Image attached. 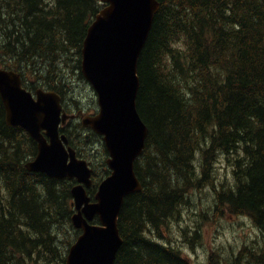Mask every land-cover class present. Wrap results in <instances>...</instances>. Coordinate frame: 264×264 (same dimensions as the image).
I'll return each instance as SVG.
<instances>
[{
    "label": "trees",
    "instance_id": "16d2710c",
    "mask_svg": "<svg viewBox=\"0 0 264 264\" xmlns=\"http://www.w3.org/2000/svg\"><path fill=\"white\" fill-rule=\"evenodd\" d=\"M158 2L138 62L137 111L148 128L134 164L142 190L124 200L114 264H191L150 235H163L191 188L213 187L209 172L219 154L231 164L233 184L214 191V215L247 217L264 234V0ZM102 7L96 0H0L2 65L27 90L58 93L73 113L65 93L72 76L83 78L82 42ZM80 129L62 132L84 157ZM36 152L24 130L6 125L0 99V264H65L68 236L80 233L71 224L75 182L29 173L25 164ZM104 167L102 177L93 175L91 198L110 173ZM218 264H264V244Z\"/></svg>",
    "mask_w": 264,
    "mask_h": 264
},
{
    "label": "water",
    "instance_id": "95a60500",
    "mask_svg": "<svg viewBox=\"0 0 264 264\" xmlns=\"http://www.w3.org/2000/svg\"><path fill=\"white\" fill-rule=\"evenodd\" d=\"M97 1L104 7L86 31L80 71L96 93L99 110L82 116L81 125L101 136L110 174L99 184L93 200L87 193L93 170L60 133L76 116L63 110L59 94L40 88L32 94L22 86L18 72L3 69L0 63L5 123L26 131L37 146L25 168L29 173L76 181L71 188V224L80 234L69 247L65 264H114L123 244L118 219L124 200L142 190L134 163L144 151L148 128L137 111L138 62L160 3ZM95 219L98 223H93Z\"/></svg>",
    "mask_w": 264,
    "mask_h": 264
},
{
    "label": "rangeland",
    "instance_id": "374dc122",
    "mask_svg": "<svg viewBox=\"0 0 264 264\" xmlns=\"http://www.w3.org/2000/svg\"><path fill=\"white\" fill-rule=\"evenodd\" d=\"M72 78V84L65 93L67 106L75 111L80 109L85 115L95 114L98 111L96 93L85 79L76 75ZM77 106L79 108H76ZM79 122V120L72 121L66 126V130L74 133ZM80 131L82 139L84 136L90 135L88 130ZM81 138V143L76 140L79 148L84 141ZM82 147L81 153L84 156L82 158L91 164L97 179L102 177L107 158L102 139L98 136H90L87 142L84 141ZM194 165L197 175L201 176L200 155L196 157ZM231 174V164L227 160V156L219 154L214 168L209 172L210 177H213V187L205 184L203 187L191 188L187 192L185 202L180 206L178 214L169 220L167 226H163V235L158 237L152 233L150 237L177 248L191 264L229 262L231 258L240 253L245 255L246 251L256 250L263 245L264 234L253 224L251 219L230 215L216 217L214 215V191L221 190V185L225 187L232 185ZM69 237L72 242L77 238ZM61 248L63 249V247Z\"/></svg>",
    "mask_w": 264,
    "mask_h": 264
},
{
    "label": "flooded vegetation",
    "instance_id": "af4514ba",
    "mask_svg": "<svg viewBox=\"0 0 264 264\" xmlns=\"http://www.w3.org/2000/svg\"><path fill=\"white\" fill-rule=\"evenodd\" d=\"M78 115H79V117L81 116V113H78ZM82 130V129H81ZM84 130H86V129H84ZM89 131V130H88ZM89 133H90V131H89ZM91 134V133H90ZM86 137V136H85ZM87 137H88V139H89V135H87Z\"/></svg>",
    "mask_w": 264,
    "mask_h": 264
}]
</instances>
